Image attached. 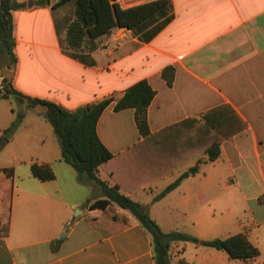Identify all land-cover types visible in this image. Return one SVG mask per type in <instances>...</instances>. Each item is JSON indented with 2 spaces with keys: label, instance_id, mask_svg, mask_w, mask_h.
I'll list each match as a JSON object with an SVG mask.
<instances>
[{
  "label": "crops",
  "instance_id": "crops-1",
  "mask_svg": "<svg viewBox=\"0 0 264 264\" xmlns=\"http://www.w3.org/2000/svg\"><path fill=\"white\" fill-rule=\"evenodd\" d=\"M19 1L27 5L14 11L18 61L6 67H15V87L74 110L146 79L156 91L148 109L151 135L140 133L134 108L115 111V102L97 125L114 155L139 144L127 157H138L146 183L135 192L120 190L147 207L165 232L201 240L245 233L260 251L244 261L201 243L175 241L173 263L264 264V0H171L174 18L150 41L118 27L79 50L66 40L74 1L57 8L54 0ZM149 1L117 0L122 8ZM168 66L174 68L172 85L163 77ZM24 107L13 97L0 98V157L9 146L21 161L0 160V264H155L151 235L129 210L91 205L103 198L101 189L82 183L62 159L54 128L38 132L40 146L49 141L38 153L29 122L9 133ZM208 112L221 132L232 135L215 161L194 171L213 141ZM33 162L50 164L55 178L35 177ZM184 173L175 189L154 201ZM99 177L115 184L103 169Z\"/></svg>",
  "mask_w": 264,
  "mask_h": 264
},
{
  "label": "trees",
  "instance_id": "trees-1",
  "mask_svg": "<svg viewBox=\"0 0 264 264\" xmlns=\"http://www.w3.org/2000/svg\"><path fill=\"white\" fill-rule=\"evenodd\" d=\"M51 1L39 0L38 3L50 5ZM69 1L75 3V17L68 25L66 40L73 50L83 49L86 41L101 39L118 27L130 29L134 37L148 42L174 18L171 0H153L129 8H122L117 0H54L52 6L57 8ZM26 5L19 0H0V50L8 54L10 66L16 65L18 61L15 53L14 11L25 8ZM163 77L169 85H172L174 68L166 67ZM155 95V89L143 79L123 93H113L87 106L70 110L58 102L24 94L15 87L12 78L4 77L0 81V98L13 97L23 102L26 109L41 107L42 116L52 124L58 136L62 159L77 171L82 183L93 181L100 187L103 198L95 200L91 205L104 208L109 203H115L129 210L138 219L151 235L155 264H174L171 258V246L175 241H191L214 247L225 251L232 259L249 261L257 258L260 251L245 233L201 240L182 231L165 232L151 216L147 207L120 190L124 188L135 192L146 183V179L139 171L138 157L135 159L127 157L131 152L138 151L139 144L114 155L98 135V121L105 109L114 102L115 111L134 108L137 127L140 133L147 137L152 134L149 128L148 109ZM209 114L210 112L206 114L207 125L213 126V141L205 149V157L197 160V164L193 167L194 171L201 163L215 161L221 154L222 141L232 135L231 132L226 134L221 132L219 124L210 121ZM24 117L25 110H20L8 129L9 133L16 130ZM244 127L245 124L240 128ZM101 169L115 180V184L109 185L99 177ZM31 172L42 181L55 178V172L48 163L33 162ZM187 174H182L158 193L154 201L162 199L175 189ZM87 220L96 226V218L90 217ZM181 264H186L185 260H181Z\"/></svg>",
  "mask_w": 264,
  "mask_h": 264
},
{
  "label": "rangeland",
  "instance_id": "rangeland-1",
  "mask_svg": "<svg viewBox=\"0 0 264 264\" xmlns=\"http://www.w3.org/2000/svg\"><path fill=\"white\" fill-rule=\"evenodd\" d=\"M67 9L69 11H71V9H69V8H67ZM9 62H10V58H9L8 54L6 52L0 50V81L2 80L1 78L10 77V75L13 76L15 73V67L12 70V72L6 68L10 65ZM12 76L10 78H12ZM18 106H19V104H18ZM24 109L27 110V112H26L27 114H25V117L23 120L26 122H29L31 125L30 128L33 132L31 134H34L35 138H36V143H34L33 145L37 147L36 152L38 153L39 149H41L43 146L45 148L46 145H48V143H49V141L46 140L45 145L40 146V144L38 143V140L40 138V135L38 134V132L43 133L45 131V129H44L45 126H46V128L47 127L53 128V127H52V124L47 119H45L43 116H41L40 113H38V111L41 109V107H38L37 109H26V107H24ZM108 115L109 114H107L106 116H108ZM105 122H106L105 125H107V117H106ZM30 146H32L31 143H30ZM16 150L18 151V149H16ZM11 153H13V152L10 150L9 146L2 149V155L0 157L1 163H10L11 165H20L21 161L20 160L16 161V159L13 158ZM166 214H168V213L166 212ZM171 218H172V215H171ZM185 219L186 218L184 217L183 220H185ZM186 229H189V228H186Z\"/></svg>",
  "mask_w": 264,
  "mask_h": 264
},
{
  "label": "built area",
  "instance_id": "built-area-1",
  "mask_svg": "<svg viewBox=\"0 0 264 264\" xmlns=\"http://www.w3.org/2000/svg\"><path fill=\"white\" fill-rule=\"evenodd\" d=\"M126 29V28H125Z\"/></svg>",
  "mask_w": 264,
  "mask_h": 264
}]
</instances>
